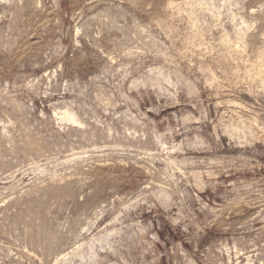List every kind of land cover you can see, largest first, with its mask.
Segmentation results:
<instances>
[{"label": "rangeland", "instance_id": "1", "mask_svg": "<svg viewBox=\"0 0 264 264\" xmlns=\"http://www.w3.org/2000/svg\"><path fill=\"white\" fill-rule=\"evenodd\" d=\"M0 264H264V0H0Z\"/></svg>", "mask_w": 264, "mask_h": 264}, {"label": "bare ground", "instance_id": "2", "mask_svg": "<svg viewBox=\"0 0 264 264\" xmlns=\"http://www.w3.org/2000/svg\"><path fill=\"white\" fill-rule=\"evenodd\" d=\"M66 114H67V113H66ZM66 114H65V115H66ZM63 118H65V117H63ZM66 119H67V121H70V122H71V121H72V122H75V120H74V118H73L72 116H68V115H66V118H65V120H66ZM243 128H244V127H243ZM248 128H250V127H247V129H248ZM245 129H246V128H245ZM247 131H248V130H247ZM249 131H250V130H249ZM96 241H97V240H96Z\"/></svg>", "mask_w": 264, "mask_h": 264}]
</instances>
